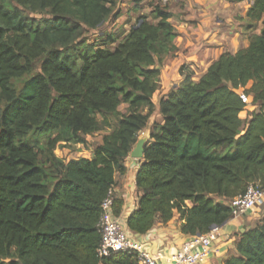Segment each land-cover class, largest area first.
<instances>
[{
    "label": "trees",
    "instance_id": "obj_1",
    "mask_svg": "<svg viewBox=\"0 0 264 264\" xmlns=\"http://www.w3.org/2000/svg\"><path fill=\"white\" fill-rule=\"evenodd\" d=\"M120 1L0 0V264H138L132 253L97 256L100 205L155 112V65L176 52V34L158 5L120 41L100 32ZM246 1L260 34L158 100L125 221L135 235L174 219L183 235L207 234L230 219L233 198L264 185V0ZM239 94L251 99L247 120ZM104 131L89 158L54 154ZM121 205L115 197L113 215ZM234 251L224 264H264V214Z\"/></svg>",
    "mask_w": 264,
    "mask_h": 264
},
{
    "label": "crops",
    "instance_id": "obj_2",
    "mask_svg": "<svg viewBox=\"0 0 264 264\" xmlns=\"http://www.w3.org/2000/svg\"><path fill=\"white\" fill-rule=\"evenodd\" d=\"M170 1L168 12H170L171 18L169 22L176 34V52L164 59L161 64L155 65V68L160 73L159 82L163 80L162 83H159L158 91L155 93L158 95L157 103L153 101L155 106H157L159 98L178 87L185 79V73H191V80L198 82L199 78L206 73L208 67L219 56L224 53H231L232 45L240 46L233 53L243 50L248 45V38L253 35H259L262 28L261 23H258L256 28L252 30L248 27L245 19L251 5L250 1ZM236 19H240V21H236V24L231 25ZM182 66L185 69L180 72L179 70ZM164 85H168V88H165ZM97 144H101V140ZM91 152L92 149H90L88 155L81 158H89ZM125 166L127 171L124 175L115 174L114 176L113 191L115 197L122 200L120 214L114 216L120 219L125 232L134 240L140 242L143 249L154 259L159 263H167L170 255L187 238L179 229L183 221L174 219L167 224L157 223L144 235H135L129 231L126 228L125 221L127 216L136 209L140 196L134 185L138 160L127 157ZM262 208L253 212L252 216L248 215L241 219L228 220L223 224L214 242L218 254L210 256L204 264H224L228 258L234 256V243L237 240V236L245 229L253 228L256 220L264 214V206ZM112 213L114 214V210H112Z\"/></svg>",
    "mask_w": 264,
    "mask_h": 264
},
{
    "label": "built area",
    "instance_id": "obj_3",
    "mask_svg": "<svg viewBox=\"0 0 264 264\" xmlns=\"http://www.w3.org/2000/svg\"><path fill=\"white\" fill-rule=\"evenodd\" d=\"M239 98L245 106H250V97L239 94ZM114 198L115 193L111 188L100 205L101 215L97 227L101 241L96 250L99 258L109 257L115 253H132L136 256L138 264H204L210 256L218 254L214 242L220 227H213L207 234L187 236L179 248L170 255L167 263H159L143 249L140 242L125 232L120 219L113 215ZM263 206L264 185L250 184L243 194L230 201L229 220L241 219Z\"/></svg>",
    "mask_w": 264,
    "mask_h": 264
},
{
    "label": "rangeland",
    "instance_id": "obj_4",
    "mask_svg": "<svg viewBox=\"0 0 264 264\" xmlns=\"http://www.w3.org/2000/svg\"><path fill=\"white\" fill-rule=\"evenodd\" d=\"M170 3H171V1L169 2V0H145L140 5H138L139 6L138 10H134L133 8H135L134 7L135 5H134L132 0H121L120 5H119V10H120L119 17H117L115 19L111 18L108 22H106L101 27L100 32H105V33L117 32L118 40L120 41L123 38V36L128 33L129 29L135 25L136 18L139 15H148L149 14L151 5H153V6L158 5L159 7L161 6V7L168 10L170 8V6H169ZM148 21L153 22L151 19H148ZM236 21L239 22L240 19H236L234 22L231 23V25L236 24ZM237 26L239 27V25H237ZM98 35H93V34L88 35L87 36L88 37V43H93L96 39H98L97 38ZM224 40H226V39H224ZM236 43H239V42H236ZM235 47L236 46H234V45L231 46V50H230L231 53L235 52V50L240 48L239 45H237L236 48ZM189 74H191V73H189ZM162 81L163 80H161V82H159V83H162ZM164 86H165V88H168V85L167 86L164 85ZM157 98H158V95L155 94V96L153 97L154 103H157ZM124 110H125V105H122L119 107L120 112H123ZM251 110H252L251 106H245L243 113L240 115V119L241 120H247V118L250 115ZM154 122H161V118L157 112V106H155V112L150 117V119L148 121L147 128L143 132L140 133L139 138H141L143 136L147 137L148 129L151 128V126ZM108 133H109V131H104V132L96 133L92 136H84L83 137L84 144H82V145L59 143L54 150V154L57 157L63 159L64 161H68L70 159H79L81 157L88 155L90 153V149H92L94 147V145H96L97 142L99 140H101L103 135L108 134ZM134 162H136V161H134ZM252 215H253V213L249 214V216H252Z\"/></svg>",
    "mask_w": 264,
    "mask_h": 264
},
{
    "label": "water",
    "instance_id": "obj_5",
    "mask_svg": "<svg viewBox=\"0 0 264 264\" xmlns=\"http://www.w3.org/2000/svg\"><path fill=\"white\" fill-rule=\"evenodd\" d=\"M147 142H148V137L143 136V137L139 138L137 140L135 146L133 147V149L129 153L128 157L130 159H133V160H141L143 158L144 146L146 145Z\"/></svg>",
    "mask_w": 264,
    "mask_h": 264
}]
</instances>
